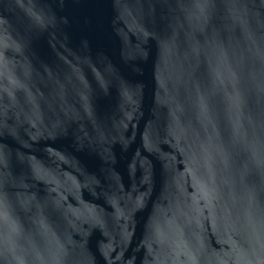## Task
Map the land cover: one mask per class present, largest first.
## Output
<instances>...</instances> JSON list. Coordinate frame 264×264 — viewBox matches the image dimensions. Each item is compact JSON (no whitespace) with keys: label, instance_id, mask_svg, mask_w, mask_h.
Here are the masks:
<instances>
[{"label":"water","instance_id":"obj_1","mask_svg":"<svg viewBox=\"0 0 264 264\" xmlns=\"http://www.w3.org/2000/svg\"><path fill=\"white\" fill-rule=\"evenodd\" d=\"M0 264H264V0H0Z\"/></svg>","mask_w":264,"mask_h":264}]
</instances>
